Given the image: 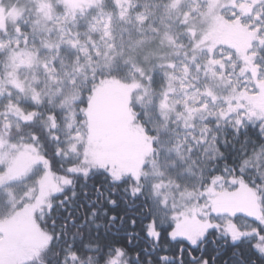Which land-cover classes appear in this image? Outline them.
<instances>
[{
    "label": "snow or ice",
    "instance_id": "obj_1",
    "mask_svg": "<svg viewBox=\"0 0 264 264\" xmlns=\"http://www.w3.org/2000/svg\"><path fill=\"white\" fill-rule=\"evenodd\" d=\"M0 264H264V0H0Z\"/></svg>",
    "mask_w": 264,
    "mask_h": 264
}]
</instances>
